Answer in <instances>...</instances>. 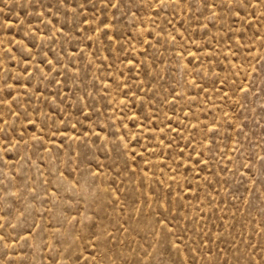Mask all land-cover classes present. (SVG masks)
Masks as SVG:
<instances>
[{
    "label": "rangeland",
    "instance_id": "374dc122",
    "mask_svg": "<svg viewBox=\"0 0 264 264\" xmlns=\"http://www.w3.org/2000/svg\"><path fill=\"white\" fill-rule=\"evenodd\" d=\"M0 264H264V0H0Z\"/></svg>",
    "mask_w": 264,
    "mask_h": 264
}]
</instances>
